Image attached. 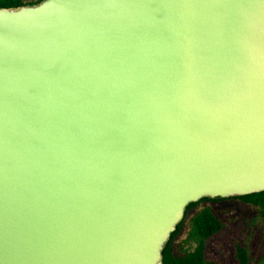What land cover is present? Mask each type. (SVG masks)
I'll list each match as a JSON object with an SVG mask.
<instances>
[{"label": "water", "instance_id": "obj_1", "mask_svg": "<svg viewBox=\"0 0 264 264\" xmlns=\"http://www.w3.org/2000/svg\"><path fill=\"white\" fill-rule=\"evenodd\" d=\"M261 192L264 0L0 8V264H163Z\"/></svg>", "mask_w": 264, "mask_h": 264}, {"label": "rangeland", "instance_id": "obj_2", "mask_svg": "<svg viewBox=\"0 0 264 264\" xmlns=\"http://www.w3.org/2000/svg\"><path fill=\"white\" fill-rule=\"evenodd\" d=\"M206 207L210 208L225 223L223 231L207 241L205 255L208 259L216 260L220 264H234L235 243L237 242L249 248L251 264H264V218L261 217L258 208L239 200L205 202L194 208L173 243L176 255L194 249V245L185 243L190 221Z\"/></svg>", "mask_w": 264, "mask_h": 264}, {"label": "trees", "instance_id": "obj_3", "mask_svg": "<svg viewBox=\"0 0 264 264\" xmlns=\"http://www.w3.org/2000/svg\"><path fill=\"white\" fill-rule=\"evenodd\" d=\"M41 1L43 0H0V8H17L24 5H35ZM230 200H239L247 205L258 208L261 217L264 218V192L230 199H203L198 203L191 204L187 208L185 219L179 224L164 250L163 264H220L216 260L208 259L205 253L207 241L214 235L222 232L225 228V223L208 207L204 208L190 221V229L185 243L194 245V249L176 255L174 253L173 243L180 234L189 213L194 208L205 202H224ZM234 257V264H251L252 261L249 248L237 242L235 243Z\"/></svg>", "mask_w": 264, "mask_h": 264}]
</instances>
